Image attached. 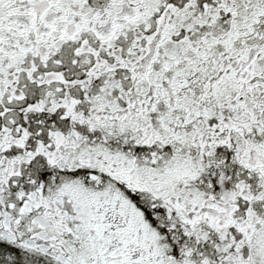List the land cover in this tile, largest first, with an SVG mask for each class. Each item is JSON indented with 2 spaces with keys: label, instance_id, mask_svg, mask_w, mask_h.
Masks as SVG:
<instances>
[{
  "label": "snow or ice",
  "instance_id": "6c2138e0",
  "mask_svg": "<svg viewBox=\"0 0 264 264\" xmlns=\"http://www.w3.org/2000/svg\"><path fill=\"white\" fill-rule=\"evenodd\" d=\"M0 264H264V0H0Z\"/></svg>",
  "mask_w": 264,
  "mask_h": 264
}]
</instances>
